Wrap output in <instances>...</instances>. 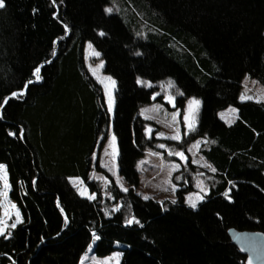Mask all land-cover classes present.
<instances>
[{"label": "trees", "instance_id": "obj_1", "mask_svg": "<svg viewBox=\"0 0 264 264\" xmlns=\"http://www.w3.org/2000/svg\"><path fill=\"white\" fill-rule=\"evenodd\" d=\"M99 4L131 36L167 57L164 77L178 89L176 96L181 93L178 106L188 97L198 98V89L216 75L214 57L221 48H243L245 75L264 85V0ZM87 41L100 52L105 73L117 82L112 127L119 171L129 186L120 189L107 174L111 183L106 194L89 178L93 169L106 174L92 153L107 137L111 118L102 86L86 65ZM111 47L90 28L85 0H4L0 7V163L7 168L9 198L22 215L20 223L0 235V264H83L82 255L94 239L98 256L115 249L108 225L126 224L127 217L133 219L134 235L156 252L154 264H246L228 228L264 232V221L249 214L221 217L216 237H211L185 202V193L194 189L190 177L188 186L177 191L178 198L163 203L133 189L139 182L137 160L153 143L140 110L154 88L134 65L119 61ZM228 108L235 112L231 122L219 114ZM190 134L204 139L200 152L211 167L201 172L205 199L223 195L235 178L250 170L264 175V98H229ZM73 177L95 196H81L70 182ZM117 203L119 208L112 211L110 206ZM123 250L122 263L127 264L132 250Z\"/></svg>", "mask_w": 264, "mask_h": 264}, {"label": "rangeland", "instance_id": "obj_2", "mask_svg": "<svg viewBox=\"0 0 264 264\" xmlns=\"http://www.w3.org/2000/svg\"><path fill=\"white\" fill-rule=\"evenodd\" d=\"M2 3L4 5V0ZM85 9L90 28L96 29L106 42L112 44L111 53L119 61L134 65L139 75L146 78L154 88L151 100L141 106L140 110V114L148 120L146 136L153 143L142 150L137 160L139 182L133 187L135 192L163 203L165 200L178 198L177 191L181 186H188L190 177L194 189L185 193V202L192 207L195 205V212L211 237H216L221 217H245L249 214L264 218V175L257 171L239 175L234 179L233 186L223 195L204 198L206 186L201 172L211 167L200 152L204 139L192 137L190 134L197 125H204L211 119L216 105L229 98H264V85L244 73L242 48L219 49L214 57L218 68L216 75L206 86L198 89V98L188 97L183 106H178L177 98H180L181 93L179 92V97L176 96L178 89L172 81L164 77L167 57L154 45L131 36L126 25L111 10L103 13L99 0H85ZM84 48L87 68L102 86L111 118L100 159V165L106 174L102 176L103 171H99L93 173L92 177L104 188V194L111 183L107 174L120 189L126 190L129 185L119 171L118 142L112 127L117 82L113 76L105 73L104 61L93 43L87 41ZM219 114L227 122H231L235 116L232 108ZM70 182L81 196H95L79 178H70ZM8 193L7 168L4 163H0V235L22 221L21 211ZM119 206L117 203L110 206V209L114 211ZM127 221L126 224L108 225V236L116 243L111 253L96 255L94 239L82 255L83 264H124L123 247L132 250L127 264H154L156 252L134 235L130 227L133 219L129 220L127 217Z\"/></svg>", "mask_w": 264, "mask_h": 264}, {"label": "water", "instance_id": "obj_3", "mask_svg": "<svg viewBox=\"0 0 264 264\" xmlns=\"http://www.w3.org/2000/svg\"><path fill=\"white\" fill-rule=\"evenodd\" d=\"M227 233L232 242L243 238V241L237 247L246 256V264H264V232L238 230L235 227H231Z\"/></svg>", "mask_w": 264, "mask_h": 264}, {"label": "bare ground", "instance_id": "obj_4", "mask_svg": "<svg viewBox=\"0 0 264 264\" xmlns=\"http://www.w3.org/2000/svg\"><path fill=\"white\" fill-rule=\"evenodd\" d=\"M228 48H238V47H226V49H228ZM243 51V48L241 49V52ZM84 56H85V48H84ZM56 57V55H54L53 56V59ZM96 80V79H95ZM148 103V102H147ZM146 104V103H145ZM143 106V105H142ZM106 139V138H105ZM103 143H104V141H103ZM103 143H101V142H97V145H96V147H95V149H94V151H93V153H92V157L100 164V159H101V154H102V149H103V147H104V144ZM255 171H257V172H259V173H261L260 171H258V170H250V171H248V172H255ZM93 173H99V171H98V169H93V170H91V172H90V174H89V178L90 179H92V180H94V177H92V174ZM244 174V173H243ZM231 187H228L226 190H228V189H230ZM225 190V191H226ZM225 191H224V193H225ZM220 195H222V194H220ZM255 216V219L257 220V221H264V218H262V217H259V216H256V215H254ZM231 227H234V226H231ZM231 227H229L228 229H230ZM237 229V228H236ZM239 230V229H238ZM253 230H256V231H262V230H259V229H253ZM263 232V231H262ZM230 238V237H229ZM231 240V239H230ZM243 241V238H239V239H236L235 241H233L232 242V244L233 245H235V246H238V244L239 243H241Z\"/></svg>", "mask_w": 264, "mask_h": 264}, {"label": "snow or ice", "instance_id": "obj_5", "mask_svg": "<svg viewBox=\"0 0 264 264\" xmlns=\"http://www.w3.org/2000/svg\"><path fill=\"white\" fill-rule=\"evenodd\" d=\"M3 6V3H2V0H0V7H2ZM37 71V73L39 72V69H37L36 70ZM195 205H193V207H194ZM14 226V225H13Z\"/></svg>", "mask_w": 264, "mask_h": 264}]
</instances>
